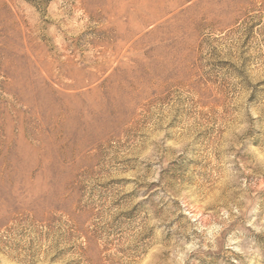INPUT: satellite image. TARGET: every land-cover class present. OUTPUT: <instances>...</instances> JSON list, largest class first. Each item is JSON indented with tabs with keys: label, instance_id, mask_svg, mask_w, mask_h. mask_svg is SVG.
Instances as JSON below:
<instances>
[{
	"label": "rangeland",
	"instance_id": "374dc122",
	"mask_svg": "<svg viewBox=\"0 0 264 264\" xmlns=\"http://www.w3.org/2000/svg\"><path fill=\"white\" fill-rule=\"evenodd\" d=\"M0 264H264V0H0Z\"/></svg>",
	"mask_w": 264,
	"mask_h": 264
}]
</instances>
